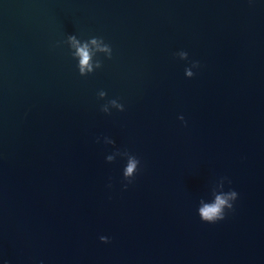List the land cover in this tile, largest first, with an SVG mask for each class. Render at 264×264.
Listing matches in <instances>:
<instances>
[{"label":"water","instance_id":"obj_1","mask_svg":"<svg viewBox=\"0 0 264 264\" xmlns=\"http://www.w3.org/2000/svg\"><path fill=\"white\" fill-rule=\"evenodd\" d=\"M73 32L113 59L80 76L57 45ZM99 89L126 110L101 113ZM100 134L142 159L127 189ZM220 175L239 198L210 224L196 204ZM0 257L264 264V0H0Z\"/></svg>","mask_w":264,"mask_h":264},{"label":"clouds","instance_id":"obj_2","mask_svg":"<svg viewBox=\"0 0 264 264\" xmlns=\"http://www.w3.org/2000/svg\"><path fill=\"white\" fill-rule=\"evenodd\" d=\"M57 45H66L68 55L74 61V66L82 77H87L102 69L104 62L112 60L114 56L112 44L101 35L79 36L73 32L67 34L63 41H57ZM173 55L180 60L187 61L184 67L186 78L196 75L201 67L199 60L189 59V52L184 49L177 50ZM96 96L98 100L103 101L99 104L101 113L112 115L113 110L116 112L126 110L123 99L119 96L109 97L105 89H99ZM178 119L183 121V115H180ZM95 142L113 146L112 151L104 158L108 163L116 161L117 158L122 162L121 186L123 189H127L143 169L141 157L127 147H117L116 140L107 134L97 135ZM231 185L232 180L227 175H220L208 184L205 194L199 197L196 204V214L201 221L214 224L225 220L229 214L235 211L239 193ZM106 187L111 189V177L108 178ZM99 239L101 242L107 243L111 238L107 235H100ZM0 264H9V261L0 257ZM40 264H43V261H40Z\"/></svg>","mask_w":264,"mask_h":264}]
</instances>
